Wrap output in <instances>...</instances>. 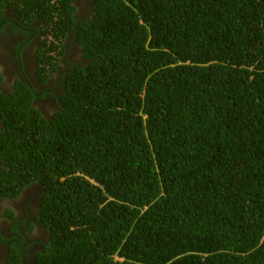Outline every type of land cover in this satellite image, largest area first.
I'll list each match as a JSON object with an SVG mask.
<instances>
[{
  "label": "trees",
  "instance_id": "1",
  "mask_svg": "<svg viewBox=\"0 0 264 264\" xmlns=\"http://www.w3.org/2000/svg\"><path fill=\"white\" fill-rule=\"evenodd\" d=\"M9 1L58 76L43 110L0 75V198L41 186L37 264H264V0Z\"/></svg>",
  "mask_w": 264,
  "mask_h": 264
},
{
  "label": "flooded vegetation",
  "instance_id": "2",
  "mask_svg": "<svg viewBox=\"0 0 264 264\" xmlns=\"http://www.w3.org/2000/svg\"><path fill=\"white\" fill-rule=\"evenodd\" d=\"M8 3H10L9 0H0L1 88L5 92L12 91L16 80L29 83L37 88L33 104L45 110L53 105L54 98L44 91L51 88V84L57 83L58 76L54 80L48 76L46 82L42 80L43 75L40 77L37 75L38 61L35 55L37 49L42 47L41 30L33 23H26L25 19L16 14L15 5ZM33 26L36 29L34 31L31 29ZM72 38V33L69 32L63 42L72 40L75 43V39ZM62 45L63 51L66 52L65 57L68 60L77 61V45L76 47H68L66 43ZM53 55L57 56L55 53ZM57 57L58 63L59 59L61 60L60 66L57 64V69L61 72L65 68L64 65L61 66L65 58L63 55ZM41 92L43 97H40ZM41 193V186L34 182L23 188L15 197L6 195L0 198V264H6L10 252L16 250L23 264H37L36 253L44 249L49 239L48 232L38 226L35 218Z\"/></svg>",
  "mask_w": 264,
  "mask_h": 264
},
{
  "label": "rangeland",
  "instance_id": "3",
  "mask_svg": "<svg viewBox=\"0 0 264 264\" xmlns=\"http://www.w3.org/2000/svg\"><path fill=\"white\" fill-rule=\"evenodd\" d=\"M77 5H78L77 15L85 18L89 15V12H91L89 9L88 3L85 0H78ZM63 43L68 44V47H76V44L72 40H69V41L66 40ZM31 50L33 51V49H31ZM76 53L78 55V52H76ZM59 61H61V60L59 59ZM62 65H63V63H61V66ZM55 78H56V76H53V77H51V80H54ZM39 105H41V104H39Z\"/></svg>",
  "mask_w": 264,
  "mask_h": 264
}]
</instances>
